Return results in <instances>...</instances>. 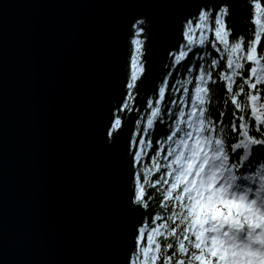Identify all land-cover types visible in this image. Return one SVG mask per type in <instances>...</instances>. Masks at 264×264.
Masks as SVG:
<instances>
[{"label":"water","instance_id":"obj_1","mask_svg":"<svg viewBox=\"0 0 264 264\" xmlns=\"http://www.w3.org/2000/svg\"><path fill=\"white\" fill-rule=\"evenodd\" d=\"M206 1L226 3L0 0V264H128L138 252L145 211L132 203L134 126L183 22ZM226 1L231 35L247 37L249 2ZM140 17L150 21L145 72L112 133Z\"/></svg>","mask_w":264,"mask_h":264},{"label":"snow or ice","instance_id":"obj_2","mask_svg":"<svg viewBox=\"0 0 264 264\" xmlns=\"http://www.w3.org/2000/svg\"><path fill=\"white\" fill-rule=\"evenodd\" d=\"M254 8L253 19L250 2V15L246 23L251 27L247 37L246 54L242 49V34L233 38L231 47L226 39L231 31L226 30V20L229 16L227 3L215 9H202L195 24L193 18L186 19L182 25L178 54L170 52L172 63L181 66L182 60L193 51V34L197 30H200L201 37L198 43L204 44V31L201 26L210 17L215 25V40L223 45V49L215 43L212 45L220 56L212 58L207 68L201 64L195 69V76L193 69L188 68L186 78L176 82L182 88V95L186 99L176 101L169 95V103L163 112L159 106H154L153 102L147 103L150 109V115L146 117L147 129H154V118H167L171 121L164 135V141L167 142L166 157L171 160H166L165 163L167 176L172 177L174 182L169 185L170 191L164 198L171 197L175 192V201L180 210L171 211L167 219L174 222L178 218L187 226L181 229L179 235L173 230L171 241H168L164 233L159 234L164 237L165 252L175 250L179 257L177 264H251L247 258L239 255L238 245L249 246L255 237L264 235V228L253 231L249 227V221L264 218V103L260 102L264 88L258 87L264 86V64L260 62L264 59V48L258 49L264 36V7L259 0H255ZM144 23V20H137L133 24L135 38L130 42L134 45V51L129 58L126 99L121 101L120 108L113 113V120L109 124L111 131L121 127L122 119L118 113L132 110L135 101L133 90L145 72L141 60L144 41L140 38L143 32L141 25ZM224 53H227V57L223 71L228 73L222 78L227 82L225 101L227 102L230 96V104L233 106L230 122L224 120L227 108L221 111L220 119L216 120L206 100L210 99L206 85L210 81L215 83L221 79L217 76L214 80L212 73ZM195 55L204 59L205 54ZM241 61L245 64L250 62V76H243ZM238 71H241V79L237 85L238 92L234 94L235 81L232 78L237 76ZM189 85L194 89L192 96H189ZM166 87V81L162 80L157 88V102L165 100ZM245 88L248 91H245ZM239 93H243L246 98L242 101L243 108L241 103L237 102ZM172 105H176L175 112L168 110ZM162 144L163 142L158 143L157 151L151 155L153 164L159 158ZM138 146L141 151L145 149L143 139L139 141ZM147 147H151L150 141ZM132 154L135 161L141 160L138 152ZM143 175L144 181L147 182V172ZM134 179L132 203L140 206L141 210L146 209L148 203L144 201L140 174H136ZM161 180L168 184L163 173L157 177L156 182L160 183ZM157 194L154 193L151 199ZM154 219L159 220L160 215L156 214ZM146 229L151 233L147 236V246L141 247L138 252L134 246L129 253L128 264H135V260H141V257V264H148L150 260L155 259V253L161 251V243H156L155 252L149 256L153 236L159 232V227L148 225L144 219L137 226L138 241L144 239ZM190 248L193 251L189 252ZM164 264H168V261H164Z\"/></svg>","mask_w":264,"mask_h":264},{"label":"trees","instance_id":"obj_3","mask_svg":"<svg viewBox=\"0 0 264 264\" xmlns=\"http://www.w3.org/2000/svg\"><path fill=\"white\" fill-rule=\"evenodd\" d=\"M248 2H251L252 9H251V15L254 19L255 17V8H254V2L255 0H248ZM261 2L262 7H264V0H259ZM212 2L206 1L204 4L205 10L211 9L212 8ZM244 7V6H243ZM198 15H194L191 17L193 18V24L196 23V17ZM213 16V15H212ZM214 17V16H213ZM138 20H144L145 23L141 25L143 28V32L141 35V39L144 41L142 51L144 53L145 46H146V39L148 35V29L150 25L149 19H146L144 17H140ZM203 31H204V44L199 45V40H200V30H197L193 34V40H194V46H193V51L190 52L181 62V66H177L172 63L171 58L169 57V60L167 62V66L165 69L164 75L161 77V80L159 82V85L161 84V81H166L167 87H166V96L164 101L157 102V91L153 92V94L150 96L148 102H153L154 106H159L162 110V112L165 110L166 105L169 103V95L171 96V99L179 101L181 99H186L182 95V88H180L177 85V81H180L187 76V69L192 68L193 69V76H195V69L198 68L201 64L207 68L208 62L217 56H220V53L215 51L212 47L213 43H215L219 48L223 49V45L219 43V41L215 40V33H214V23L210 18H208L205 22L204 25L201 26ZM250 27L247 24L248 28V37L250 35ZM230 29L229 22L226 20V30ZM244 37V36H243ZM134 28H133V35L131 39H134ZM233 38L234 36L231 35V32H229V35L226 37V39L229 40V47L232 46L233 43ZM130 39V41H131ZM242 44V49L244 50L245 54L247 52V37H244V39L241 42ZM180 45V44H179ZM179 48V46H178ZM178 48L173 51L178 54ZM264 48V36H262L261 44L258 45V49ZM134 51V45L131 44L130 42V49H129V57L128 61L126 63V74H127V79L129 76V58L131 52ZM196 53H204V59H201L199 56L195 55ZM239 55V53H238ZM259 56V52H258ZM226 57L227 53H224V55L220 58L218 61L217 68L213 70V79L217 76H219L221 79L220 81H217L215 83L209 82L206 87H208L209 92H208V97L210 99H207V105L209 108L212 110V115L215 117L216 120L220 119L221 111H223L225 108H227V111L224 115V120L230 122L231 117H232V108L233 106L230 104V96L228 98V101H225V93H226V81H223V76L228 74L223 71V69L226 68ZM142 63L143 61V56L141 57ZM261 64H264V59H261ZM171 65V66H170ZM242 69L241 71L243 72L244 77L250 76V62L248 64H245L244 61H241ZM230 71V70H229ZM241 71H238L237 76L233 77L232 79L235 81L234 86H233V93H237V85L240 82L241 79ZM142 77V76H141ZM140 77V78H141ZM140 79L137 82L136 88L133 90V94L135 96L136 90L138 87ZM189 87V96H192L194 94V89L192 88L191 85ZM261 88H264V86H258ZM245 91H248L247 88H245ZM126 99V96H125ZM124 99V100H125ZM246 98L244 97L243 93H239L237 95V102L241 103L242 108L244 107V101ZM261 103H264V92L261 94ZM117 105H114V111L119 109ZM176 105H172L168 110L175 112ZM131 110L126 111L127 115ZM185 111L187 112L188 109L186 108ZM123 112L118 113L121 118L123 116ZM150 115V109L146 106L143 112L138 115V120L134 126V131H133V136H132V142H131V151H130V161H131V169H132V188L134 192V187H135V175L140 174L141 178V185H143L144 189V201L148 203V207L144 209L145 211V217L144 220L146 223L150 226L153 227H159V232H157L156 235L153 236V244L149 250V256H152V254L155 252V244L156 243H161V251L155 253V259H152L148 262V264H164V261H168V264H177L178 256L175 254V250H168L165 252L164 249V237L161 236L159 233H164L167 236L168 241L172 240V231L175 230L176 235H179L181 232V229L183 227H186V224H182L180 220L177 218L174 222L169 221L167 219V215L171 211H179V204L175 201V195L176 193L173 192L172 196L169 198H164L166 197V194L168 191H170L169 185L174 182L172 177L167 176V168H166V163L165 161L171 160V158L166 157V152H167V142L164 141V135L167 133L168 126L170 125L171 121H169L167 118L160 120L159 117L154 118V129H147L146 127V117ZM208 115V110L206 109V117ZM114 131H112L113 133ZM111 133V134H112ZM142 133H148V134H143ZM150 134V135H149ZM251 134V133H250ZM143 139L145 142V149L141 151L139 149V141ZM175 139V138H174ZM149 141L151 142V147H147L149 144ZM135 142V143H133ZM163 142L162 144V150L159 152V158L155 161L153 164L151 162V155L154 151H157V146L158 143ZM138 152L141 156L140 161H135L134 156L132 153ZM231 162V161H230ZM242 172L244 170H241ZM147 172V182L144 181V173ZM163 173L164 179L168 180V184H164L163 181L161 180L160 183H157V177ZM154 193H158L154 199H151ZM156 205H159V207H156ZM155 208V212H154ZM156 214L160 215L159 220H155L154 217ZM179 225V227H177ZM151 233L146 229L145 237L143 240L137 239V243L141 247H146L147 246V236L150 235ZM194 240L195 237H192ZM187 247V243H186ZM193 251V249H189V252ZM198 251V250H197ZM171 257L169 260L168 258ZM135 260V257H134ZM142 260V257H141ZM141 260H135V264H141ZM198 264V262H196Z\"/></svg>","mask_w":264,"mask_h":264},{"label":"clouds","instance_id":"obj_4","mask_svg":"<svg viewBox=\"0 0 264 264\" xmlns=\"http://www.w3.org/2000/svg\"><path fill=\"white\" fill-rule=\"evenodd\" d=\"M249 227L253 231L257 228H264V218L249 221ZM238 248L240 249L239 255L247 258L251 264H264V235L255 237L251 245H238Z\"/></svg>","mask_w":264,"mask_h":264},{"label":"bare ground","instance_id":"obj_5","mask_svg":"<svg viewBox=\"0 0 264 264\" xmlns=\"http://www.w3.org/2000/svg\"><path fill=\"white\" fill-rule=\"evenodd\" d=\"M224 2H226L227 3V1L226 0H223ZM247 2H248V0H247ZM228 4V3H227ZM246 21V18H244V22ZM232 27V26H231ZM238 34H242V32H240V33H238ZM243 35V34H242ZM237 36V35H236ZM244 37H245V35H243ZM248 37V36H247ZM137 120H138V117H137ZM137 122V121H136ZM129 155H130V153H129ZM130 159V158H129ZM131 167H132V165H131Z\"/></svg>","mask_w":264,"mask_h":264},{"label":"rangeland","instance_id":"obj_6","mask_svg":"<svg viewBox=\"0 0 264 264\" xmlns=\"http://www.w3.org/2000/svg\"><path fill=\"white\" fill-rule=\"evenodd\" d=\"M247 36H248V33H247ZM143 66H144V63H143Z\"/></svg>","mask_w":264,"mask_h":264}]
</instances>
